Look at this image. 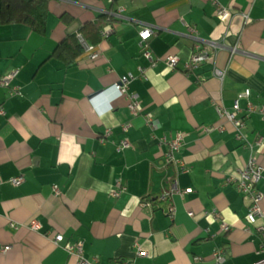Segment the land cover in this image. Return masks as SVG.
I'll return each instance as SVG.
<instances>
[{
    "label": "crops",
    "instance_id": "obj_1",
    "mask_svg": "<svg viewBox=\"0 0 264 264\" xmlns=\"http://www.w3.org/2000/svg\"><path fill=\"white\" fill-rule=\"evenodd\" d=\"M214 1L230 8L226 21ZM95 22L111 29L85 39L83 26ZM144 28L154 63L142 54ZM198 52L206 58L186 67ZM14 68L20 94L0 87V247L9 246L0 264H75L65 244L78 241L92 264H210L218 247L222 264L261 256L264 0H49L42 34L0 24V75ZM126 74L134 78L120 94ZM218 108L244 123L241 139ZM178 133L184 171L164 155L163 138ZM250 157L262 167L254 224L236 186ZM18 175L16 186L9 179ZM174 181L190 192L171 191Z\"/></svg>",
    "mask_w": 264,
    "mask_h": 264
},
{
    "label": "built area",
    "instance_id": "obj_2",
    "mask_svg": "<svg viewBox=\"0 0 264 264\" xmlns=\"http://www.w3.org/2000/svg\"><path fill=\"white\" fill-rule=\"evenodd\" d=\"M214 4L216 6L215 8V14L218 17V19L220 21H226L230 15H231V10L229 7L224 6L222 4L217 3L216 1H214ZM244 18L245 20L248 19L247 14H244ZM111 29L110 25H104L101 33L103 35H106L107 32ZM152 34V30L150 28H144L143 30H141L139 32V36H140V47L142 50V54L149 59L152 63H154L155 61L153 60L152 56H151V52L148 49V45H147V39L151 36ZM80 41H83V38H81V36H79ZM86 49H92L93 46L86 44L84 42ZM235 49V48H233ZM206 58V54L204 52H198L195 53L193 55V57L191 58V61L189 63H187L186 67L188 68H192L194 66H196L198 63H200L202 60H204ZM165 63L167 64V66H169L170 68H175V66L177 65L178 62V58L174 55H168L164 58ZM18 73V69L14 68L12 70H10L9 72L0 75V87H6L9 90V94L10 95H15V94H20V89L16 86H12L11 82L12 80L16 77ZM215 73L219 76H221L222 72L216 70ZM134 78V76L132 74H126V75H122L120 76L119 80L117 81V83L115 84V89L117 92H119L120 94H124L127 90V86L129 84V82ZM249 94V90L246 89L244 90V92H241L238 94L237 98L234 101V109H238L239 105H238V101L241 97L244 96H248ZM129 98V103H128V107L133 111V112H138L141 109L140 104L138 103L136 97L134 95H130L128 96ZM260 112L264 118V105L261 107ZM0 113L3 114L4 111L2 108H0ZM218 114L219 115H225L229 120H231L238 133L237 136L238 138H242L243 137V133H242V128L244 127V123L237 119L234 115L233 112H228L225 110H221V108H218ZM148 121L151 122V117L148 116ZM126 126L124 125L123 128H125ZM106 133H110V130H106ZM164 141H166L167 145H168V151L164 154L165 158L167 161H172L174 162L177 166L180 167L181 170H185L182 167V164L180 163V161L175 157V152L179 150L181 144H182V136L180 133L176 134L175 137L169 139V140H165V138H163ZM261 143V138L258 139L257 144ZM129 146V142H127L125 139L121 140L120 143L117 146L118 150H122L126 147ZM262 167L257 163L256 158L255 157H250V159L248 160V163L246 165V167L242 170H240L237 179H236V186L237 189L240 192H243V194L247 195L249 200H250V204L248 206V211H247V220L249 223H255L258 216H260L262 214V208L260 206V202L262 200V192L260 190H258L255 187V183L262 178ZM9 181L13 184V185H20L23 181V177L18 175V176H14L12 178L9 179ZM116 188L113 189L112 194L113 195H118L121 190L123 189L122 185L120 182L116 183ZM54 190L56 191V193L59 192L58 188L56 186H54ZM171 191H177L180 192L181 194H185L190 192V188H186V189H179L177 187L176 181H174L172 183V187H171ZM169 214L172 217L174 214V208L170 207L169 208ZM189 214L191 215L192 213L189 212ZM13 226V224H11ZM229 228L227 226H223V230L227 231ZM260 235H261V239H262V244L260 245L259 249H258V253L261 254V256L254 261L253 264H264V226H260ZM63 239L62 234H56L54 236V242L55 243H59L61 242ZM9 248V246H4V247H0V250H7ZM65 248L68 251V253H70L71 255H73L76 258V262L75 264H92V261L86 259L83 255H82V242L78 241L75 242L73 244H65ZM263 253V254H262ZM224 250L221 247H218L214 250L213 252V258L210 264H222L224 261Z\"/></svg>",
    "mask_w": 264,
    "mask_h": 264
},
{
    "label": "trees",
    "instance_id": "obj_3",
    "mask_svg": "<svg viewBox=\"0 0 264 264\" xmlns=\"http://www.w3.org/2000/svg\"><path fill=\"white\" fill-rule=\"evenodd\" d=\"M48 1L49 0H0V24L22 23L30 27L32 31L42 34L45 30L48 14ZM103 26L100 22L86 24L81 30L82 35L86 39L90 37V32L98 33L102 30ZM72 37L71 42L74 44L75 49H77L79 43L75 35Z\"/></svg>",
    "mask_w": 264,
    "mask_h": 264
}]
</instances>
